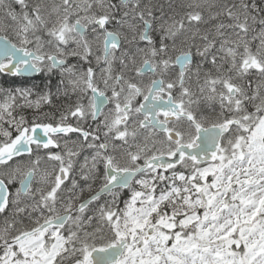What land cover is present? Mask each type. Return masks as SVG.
<instances>
[{
	"label": "snow or ice",
	"instance_id": "snow-or-ice-1",
	"mask_svg": "<svg viewBox=\"0 0 264 264\" xmlns=\"http://www.w3.org/2000/svg\"><path fill=\"white\" fill-rule=\"evenodd\" d=\"M0 264H264V0H0Z\"/></svg>",
	"mask_w": 264,
	"mask_h": 264
},
{
	"label": "flooded vegetation",
	"instance_id": "flooded-vegetation-1",
	"mask_svg": "<svg viewBox=\"0 0 264 264\" xmlns=\"http://www.w3.org/2000/svg\"><path fill=\"white\" fill-rule=\"evenodd\" d=\"M55 82V81H54ZM37 83H39V81H37ZM62 101H63V98H62ZM63 102H67V101H63Z\"/></svg>",
	"mask_w": 264,
	"mask_h": 264
}]
</instances>
